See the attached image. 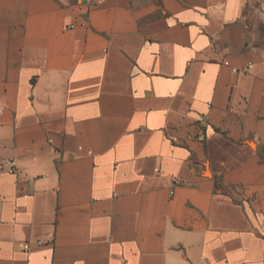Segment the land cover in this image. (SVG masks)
Masks as SVG:
<instances>
[{
	"label": "crops",
	"instance_id": "crops-1",
	"mask_svg": "<svg viewBox=\"0 0 264 264\" xmlns=\"http://www.w3.org/2000/svg\"><path fill=\"white\" fill-rule=\"evenodd\" d=\"M263 32L264 0H0V264H264Z\"/></svg>",
	"mask_w": 264,
	"mask_h": 264
},
{
	"label": "built area",
	"instance_id": "built-area-1",
	"mask_svg": "<svg viewBox=\"0 0 264 264\" xmlns=\"http://www.w3.org/2000/svg\"><path fill=\"white\" fill-rule=\"evenodd\" d=\"M225 65L229 66V63L226 62ZM251 65L248 66L247 70L250 69ZM246 71H243V73H247ZM233 72L235 73H240V70L238 69H233ZM17 172V162L16 160H4L0 161V174H10V175H15ZM24 250H28L29 246L24 245L23 246Z\"/></svg>",
	"mask_w": 264,
	"mask_h": 264
},
{
	"label": "rangeland",
	"instance_id": "rangeland-1",
	"mask_svg": "<svg viewBox=\"0 0 264 264\" xmlns=\"http://www.w3.org/2000/svg\"><path fill=\"white\" fill-rule=\"evenodd\" d=\"M73 1H74V2H76V1H80V2H81L82 0H73ZM88 1H90V0H88ZM263 34H264V32H263Z\"/></svg>",
	"mask_w": 264,
	"mask_h": 264
}]
</instances>
